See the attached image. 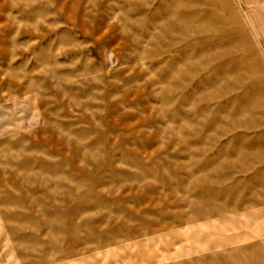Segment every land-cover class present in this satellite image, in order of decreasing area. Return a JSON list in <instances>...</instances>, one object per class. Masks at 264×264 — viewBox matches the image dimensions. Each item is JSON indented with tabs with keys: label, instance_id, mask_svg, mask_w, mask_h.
<instances>
[{
	"label": "rangeland",
	"instance_id": "obj_1",
	"mask_svg": "<svg viewBox=\"0 0 264 264\" xmlns=\"http://www.w3.org/2000/svg\"><path fill=\"white\" fill-rule=\"evenodd\" d=\"M0 264H264V0H0Z\"/></svg>",
	"mask_w": 264,
	"mask_h": 264
}]
</instances>
